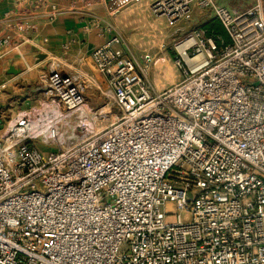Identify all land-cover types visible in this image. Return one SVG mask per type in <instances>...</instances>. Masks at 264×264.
I'll return each mask as SVG.
<instances>
[{
	"label": "built area",
	"instance_id": "obj_1",
	"mask_svg": "<svg viewBox=\"0 0 264 264\" xmlns=\"http://www.w3.org/2000/svg\"><path fill=\"white\" fill-rule=\"evenodd\" d=\"M140 1L108 4L117 13ZM194 7L211 11L228 40L185 35L180 81L156 90L154 56L138 58L96 19L112 36L91 57L118 119L50 153L30 144L38 132L27 116L0 138V264H264V0L245 10L153 0L150 11L177 26ZM39 79L44 102L67 113L85 104L84 82L100 87L55 62Z\"/></svg>",
	"mask_w": 264,
	"mask_h": 264
},
{
	"label": "crops",
	"instance_id": "obj_2",
	"mask_svg": "<svg viewBox=\"0 0 264 264\" xmlns=\"http://www.w3.org/2000/svg\"><path fill=\"white\" fill-rule=\"evenodd\" d=\"M152 1L142 0L111 13L108 0H0V40L11 36V44L0 47V103L7 107L6 116H0V138L19 119L32 118L38 103H44L39 78L52 62L65 74L93 76L105 89V78L91 54L112 34L97 29L96 19L112 24L128 45L122 31L124 22L132 16H154ZM54 7L58 13L52 16ZM40 53L46 54L42 61H38Z\"/></svg>",
	"mask_w": 264,
	"mask_h": 264
},
{
	"label": "rangeland",
	"instance_id": "obj_3",
	"mask_svg": "<svg viewBox=\"0 0 264 264\" xmlns=\"http://www.w3.org/2000/svg\"><path fill=\"white\" fill-rule=\"evenodd\" d=\"M218 1L222 2L229 10H245L254 4V0ZM213 16L211 11L195 8L191 20L182 21L177 26H170L164 17H148L144 14L132 16L131 19L124 22L126 25L122 31L130 50L137 52L138 58H140L139 54L145 50L154 56L155 65L153 64L148 72V80L156 90L167 88L182 79L181 71L174 64L175 59L179 56L178 43L194 29L205 30V26L210 23ZM216 24L224 37L227 38L219 20H216ZM225 38L222 37L223 40ZM161 44L162 46H160ZM81 79L84 80V78ZM83 84L85 85V104L75 112L67 113L57 101L53 103L54 105L47 100L44 103L41 102L42 104L38 103V108L32 116L36 122L38 136L31 140V145H33V141L42 152H55L62 145L80 142L90 135L100 132L118 119L120 112L111 96L107 95L106 89L102 86L88 85L87 82ZM44 98L42 96L41 99L45 100ZM53 109L57 110V113L54 114ZM2 114L6 116L7 107L0 103V116ZM55 115L61 118L55 120L59 135L57 138H52L46 124ZM0 120H2L1 117ZM43 123L45 125L40 126ZM106 200L104 199V201ZM181 216L185 221L190 218L188 211L181 212Z\"/></svg>",
	"mask_w": 264,
	"mask_h": 264
},
{
	"label": "trees",
	"instance_id": "obj_4",
	"mask_svg": "<svg viewBox=\"0 0 264 264\" xmlns=\"http://www.w3.org/2000/svg\"><path fill=\"white\" fill-rule=\"evenodd\" d=\"M212 21V22H211ZM210 21V23H207V25L205 26V31L208 33V34H211V35H214V36H222L223 38L224 37V34L221 33V31L219 30V28L217 27V24H216V19H212ZM223 28V26H222ZM226 40H228V37L225 38Z\"/></svg>",
	"mask_w": 264,
	"mask_h": 264
},
{
	"label": "water",
	"instance_id": "obj_5",
	"mask_svg": "<svg viewBox=\"0 0 264 264\" xmlns=\"http://www.w3.org/2000/svg\"><path fill=\"white\" fill-rule=\"evenodd\" d=\"M46 58V54H39L38 55V61H42V60H44Z\"/></svg>",
	"mask_w": 264,
	"mask_h": 264
},
{
	"label": "bare ground",
	"instance_id": "obj_6",
	"mask_svg": "<svg viewBox=\"0 0 264 264\" xmlns=\"http://www.w3.org/2000/svg\"><path fill=\"white\" fill-rule=\"evenodd\" d=\"M185 60H186V62L190 63V60H189L188 58H185ZM47 128H48V127H47ZM47 128H46V129H47Z\"/></svg>",
	"mask_w": 264,
	"mask_h": 264
}]
</instances>
